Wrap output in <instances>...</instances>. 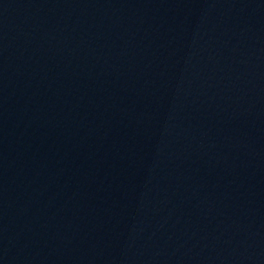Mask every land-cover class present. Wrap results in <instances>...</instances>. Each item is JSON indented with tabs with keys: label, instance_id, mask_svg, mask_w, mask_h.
<instances>
[{
	"label": "water",
	"instance_id": "water-1",
	"mask_svg": "<svg viewBox=\"0 0 264 264\" xmlns=\"http://www.w3.org/2000/svg\"><path fill=\"white\" fill-rule=\"evenodd\" d=\"M0 264H264V0H0Z\"/></svg>",
	"mask_w": 264,
	"mask_h": 264
}]
</instances>
